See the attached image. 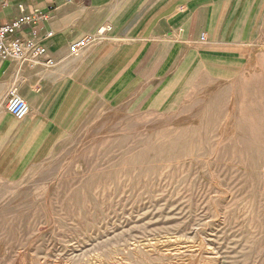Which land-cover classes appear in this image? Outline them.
Listing matches in <instances>:
<instances>
[{"label": "rangeland", "instance_id": "1", "mask_svg": "<svg viewBox=\"0 0 264 264\" xmlns=\"http://www.w3.org/2000/svg\"><path fill=\"white\" fill-rule=\"evenodd\" d=\"M181 83L0 181V264H264V88Z\"/></svg>", "mask_w": 264, "mask_h": 264}, {"label": "crops", "instance_id": "2", "mask_svg": "<svg viewBox=\"0 0 264 264\" xmlns=\"http://www.w3.org/2000/svg\"><path fill=\"white\" fill-rule=\"evenodd\" d=\"M45 12L14 36L36 31L39 63L0 60L4 183L35 175L102 113L169 103L182 81L225 97L264 88V0H0V25ZM13 89L29 106L21 121L4 107Z\"/></svg>", "mask_w": 264, "mask_h": 264}, {"label": "built area", "instance_id": "3", "mask_svg": "<svg viewBox=\"0 0 264 264\" xmlns=\"http://www.w3.org/2000/svg\"><path fill=\"white\" fill-rule=\"evenodd\" d=\"M6 0H3L5 3ZM71 1V0H65ZM49 12L36 13L31 16H24L8 24L0 25V60L13 59L19 63L37 64L40 58L45 56L47 51L36 37V31L33 30L31 36L27 39L14 37L20 27L24 24H35L47 19ZM52 36V33L46 34V38ZM45 37H42L43 39ZM204 40V37L201 38ZM90 42V38L78 40L69 47L71 53L77 52ZM44 67L51 68L54 62L46 59L43 62ZM5 110L15 120L21 121L29 114V106L16 92L15 89L8 93L4 104Z\"/></svg>", "mask_w": 264, "mask_h": 264}, {"label": "bare ground", "instance_id": "4", "mask_svg": "<svg viewBox=\"0 0 264 264\" xmlns=\"http://www.w3.org/2000/svg\"><path fill=\"white\" fill-rule=\"evenodd\" d=\"M25 101V100H24ZM201 245V244H200ZM186 247V246H185ZM191 247V246H190ZM200 247V246H199ZM191 249V248H190ZM193 249V248H192ZM200 249V248H199ZM202 249V248H201ZM179 251H181V250H179ZM200 251V250H199ZM176 253V252H175ZM181 253H183V252H181ZM184 254V253H183ZM199 254V253H198ZM177 255H179V254H176V256ZM182 258V257H181ZM176 259V258H175ZM178 259V258H177ZM178 260H180V259H178ZM182 260V259H181ZM191 260V259H190ZM182 262V261H181ZM189 264V263H188ZM195 264V263H194Z\"/></svg>", "mask_w": 264, "mask_h": 264}]
</instances>
